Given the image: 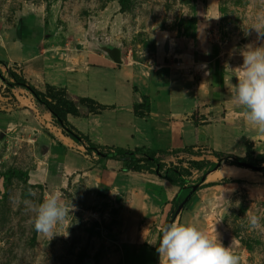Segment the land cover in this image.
Listing matches in <instances>:
<instances>
[{"label": "crops", "instance_id": "crops-1", "mask_svg": "<svg viewBox=\"0 0 264 264\" xmlns=\"http://www.w3.org/2000/svg\"><path fill=\"white\" fill-rule=\"evenodd\" d=\"M9 36H0V65L39 91L63 89L76 108V114H66L67 123L98 151L116 157L86 151L21 88L0 95V136L37 156L32 167L21 171L29 186L46 195L64 194L84 180L94 196L116 208L117 264H156L154 249L173 200L185 197L187 187L201 178L206 187L174 220L207 231L225 195L247 183L246 175L222 173L229 167L225 157L242 159L249 146L251 157L264 164V132L246 120L232 94L238 73L226 68L217 46L202 44L196 34L175 37L140 61L121 50L120 64L89 44L55 41L33 16L20 19ZM81 99L101 109L91 110ZM137 149L154 154L162 164L159 175L153 169L126 170L123 156ZM188 162L203 166L189 168ZM174 167L189 172L181 177L183 187L173 177L165 179L166 170ZM224 179L233 181L221 183Z\"/></svg>", "mask_w": 264, "mask_h": 264}, {"label": "rangeland", "instance_id": "rangeland-1", "mask_svg": "<svg viewBox=\"0 0 264 264\" xmlns=\"http://www.w3.org/2000/svg\"><path fill=\"white\" fill-rule=\"evenodd\" d=\"M121 1L0 0V36L9 33L11 38L18 21L33 16L55 41L116 47L124 57L140 61L175 37L196 34L202 44L217 46L226 68L236 72L243 46L256 41L255 31L249 28L251 35L246 36L245 30L264 13V0H123V12ZM6 69L0 65V95L9 92L1 79L10 81ZM33 152L0 136V264H117V210L94 196L84 180L62 194L77 209L71 213L73 220L68 218V237L47 240L34 230L30 205L47 195L25 183L26 172H21L37 160ZM250 172L246 185L225 195L210 228L226 236L222 243L239 257L238 264H264V173ZM253 214L261 218L255 229L249 224ZM55 231L63 234L64 226Z\"/></svg>", "mask_w": 264, "mask_h": 264}, {"label": "clouds", "instance_id": "clouds-1", "mask_svg": "<svg viewBox=\"0 0 264 264\" xmlns=\"http://www.w3.org/2000/svg\"><path fill=\"white\" fill-rule=\"evenodd\" d=\"M219 18V17H217ZM258 22L249 28L256 33V41L245 44L240 52L242 64L235 68L237 83L231 84L232 94L243 110L244 117L253 126L264 132V13L257 17ZM258 41V42H257ZM231 69V68H229ZM34 214V230L51 240L55 235L69 233L72 223L68 218L77 209L70 201L65 202L59 192L48 194L39 203L30 205ZM261 218L249 216V224L255 229L260 226ZM67 221V223H65ZM64 226V233L57 234L56 228ZM156 251L159 264H238L239 257L229 246H224L215 227L209 232L194 224L171 221L160 229Z\"/></svg>", "mask_w": 264, "mask_h": 264}, {"label": "trees", "instance_id": "trees-1", "mask_svg": "<svg viewBox=\"0 0 264 264\" xmlns=\"http://www.w3.org/2000/svg\"><path fill=\"white\" fill-rule=\"evenodd\" d=\"M119 10L121 12L125 9V4L123 0L119 3ZM2 64V62H0ZM6 74L9 77V80H6L5 78H2V81L8 88H21L25 91H27L34 100L41 105L54 119V122L56 125L62 130V132L69 137L71 140L78 144H85L86 151H95L99 156L104 158H115L116 156H111L108 154H103L102 152L98 151L96 146L91 144L89 140L83 136L82 134L78 133L74 128H72L66 121L65 116L66 114H76V108L74 103L67 97L66 92L63 89H55L53 87L47 86L45 92L39 91L36 88H34L31 84H29L21 75H18L16 72H14L11 69H6ZM56 93V95L54 94ZM80 103L87 106V108L91 110L101 109V106L94 105V103L90 100L81 99L79 101ZM121 152L118 151V154ZM217 157H221L220 155H217ZM124 161L126 162V170H132V171H142V170H150L153 169L154 173L159 175V171L162 168V164H160L155 158L154 154L137 149L132 152L125 153V156H123ZM235 163L231 162L228 157H225L223 159L224 163L229 166H236L242 168V163H248L255 165L256 160H254L251 157L249 146H247L246 154L244 158H235L233 159ZM190 165L189 168H195V169H201L203 166L202 163L197 162H188ZM216 167V164H213L210 166L209 171L214 169ZM167 171V175L165 176V179H169L173 177L181 187L184 186V180L181 179L182 176L189 175V172L187 169H177V168H169ZM261 173H264V168H262ZM233 181V180H231ZM230 180H221V183H229ZM238 182V181H236ZM25 183H27V177H25ZM194 186V185H193ZM192 186H188L187 190L189 191ZM206 187L204 185H200L196 188L195 192L198 191L200 188ZM194 192V193H195ZM193 193V195H194ZM184 196L182 197H176L173 200V207L176 209L180 202L183 200ZM186 205V204H185ZM173 213H171V216ZM211 227V226H210ZM209 227V232L211 231V228ZM218 232V231H217ZM220 239H227L224 234L221 232H218ZM161 235V231L159 233V237ZM156 249H154L155 252Z\"/></svg>", "mask_w": 264, "mask_h": 264}, {"label": "water", "instance_id": "water-1", "mask_svg": "<svg viewBox=\"0 0 264 264\" xmlns=\"http://www.w3.org/2000/svg\"><path fill=\"white\" fill-rule=\"evenodd\" d=\"M216 24V22H215ZM214 24V25H215ZM98 48L99 51L105 53L108 58L115 64H120L121 63V50L120 48H116V47H107V46H96ZM242 168L250 170V171H255V172H261L262 168H264V164L261 166H256V165H252V164H248V163H242L241 164ZM202 178L200 180V182L198 184H195L194 186H192L190 188V190L188 191V193L185 195V197L183 198V200L180 202V204L178 205V207L176 208L175 212H174V217L169 220V222L174 221V218L179 214V212L183 209V207L185 206V204L188 202V200L190 199V197L193 195V193L195 192L196 188L200 186V184L202 183ZM167 222V223H169ZM161 236V235H160ZM158 258H159V254L156 251V258H155V262L156 264H158Z\"/></svg>", "mask_w": 264, "mask_h": 264}, {"label": "bare ground", "instance_id": "bare-ground-1", "mask_svg": "<svg viewBox=\"0 0 264 264\" xmlns=\"http://www.w3.org/2000/svg\"><path fill=\"white\" fill-rule=\"evenodd\" d=\"M248 172L250 171L244 168H240V167L236 168V166H229V167H225L224 169H222L223 174L234 175V176H245Z\"/></svg>", "mask_w": 264, "mask_h": 264}]
</instances>
